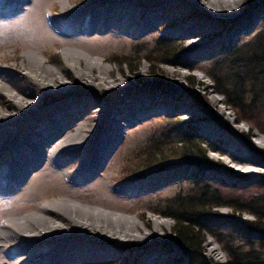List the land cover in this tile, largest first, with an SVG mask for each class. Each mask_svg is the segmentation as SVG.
I'll use <instances>...</instances> for the list:
<instances>
[{
	"label": "rangeland",
	"instance_id": "obj_1",
	"mask_svg": "<svg viewBox=\"0 0 264 264\" xmlns=\"http://www.w3.org/2000/svg\"><path fill=\"white\" fill-rule=\"evenodd\" d=\"M114 1L0 0V81L18 96L21 95L16 92V87L19 92L21 89L34 92L25 100L39 103L30 113L19 114L13 108L6 89L0 88V108L3 107L6 113H18V117L7 121L3 128L12 136L8 148L19 142L20 132L27 129L37 114L79 102L78 109L74 108L77 121L71 123L67 134L85 127L84 138L72 142V150L64 146L46 161L52 170L48 173L47 186L57 192L63 191L47 193L45 200L50 204L65 200L81 206V212L83 207L109 213L115 218H133L138 228L125 236L97 229L79 233L68 228L67 236H49L35 247L36 251L30 253V257L39 261L62 245L86 250V254L78 258L81 264L174 262L179 256L177 250L157 244L156 239L161 241L163 237L170 236L176 221L153 210L158 203L190 191L194 187L196 169L183 163L179 156L183 151L174 143L175 138L183 135V128L175 129L170 133L171 137L165 138L155 127H161L169 117H180L194 123L199 136L213 145L214 151L209 150L208 154L218 166L206 170L205 177L219 188L224 201L233 204L214 208L217 214L204 218L207 224L203 227L205 254L215 262H225L228 254L223 243L208 231L209 228L228 234L236 243L262 238L261 232L251 234L239 226L245 219H256L255 215L242 211L239 206L264 195V109L246 113L228 105L226 96L215 91V83L207 72L211 60L221 54L224 46L243 44L264 28V0H241V6L236 10L241 15L237 17L225 11L211 9L207 12L194 0L184 3V11L174 8L172 0H119L118 5ZM9 4L11 6L5 9ZM96 8L99 14L96 16L97 28L94 29L91 20ZM111 12L115 15L107 22ZM69 13H79L77 21L65 20L63 16ZM241 20L246 22L240 25ZM162 37L183 45V53L178 58L175 55L170 57L175 63L157 62L162 52L157 40ZM136 48L142 51L135 53ZM150 53L153 61L141 58ZM26 56L42 58L48 67H60L63 85L56 83L53 88L30 85L27 79L22 78L29 72L22 66ZM74 56H79L76 63L70 60ZM88 60L97 64L90 68ZM101 67L109 70L102 74ZM152 69L156 71L152 73ZM85 71L87 75L80 76V72ZM100 76L106 82L100 81ZM189 77L196 81L194 85L189 82ZM155 81H166L171 88L162 93L144 88ZM216 97L219 100H215ZM115 109L122 110L120 113L125 115L120 116L117 111L113 115ZM72 113L65 111L61 119L67 121ZM108 115L123 124L124 117L131 118L119 133V139H115L117 132H110L118 125L105 123L104 117ZM51 122L53 130L49 129V134L56 130L55 124L61 123L57 117H53ZM34 131L48 135L39 127ZM151 140L153 143L155 140L164 142L162 149L166 158L164 164L154 168L150 163L137 164L143 146ZM106 141L113 144L104 159L97 162ZM232 145L235 147L230 149ZM246 154L255 155L263 164L257 172H249L248 168L255 169L252 162L233 157ZM12 156H8V165L0 164L1 186L11 169ZM137 169L140 170L135 171ZM146 169L149 171H145L144 176H138ZM28 180L0 193V224L10 216L13 208L28 203L37 206L12 214L22 217L37 213L45 204V200L43 203L39 198L27 200L25 195H21ZM58 213L46 215L52 216L56 223L70 227L68 214L64 211ZM5 251L9 254L10 248L6 247ZM95 251L96 254H92Z\"/></svg>",
	"mask_w": 264,
	"mask_h": 264
},
{
	"label": "bare ground",
	"instance_id": "obj_2",
	"mask_svg": "<svg viewBox=\"0 0 264 264\" xmlns=\"http://www.w3.org/2000/svg\"><path fill=\"white\" fill-rule=\"evenodd\" d=\"M187 1L188 0H172V6L174 8H177L179 11L180 10L184 11L185 10L184 3ZM194 1L201 4L203 8L207 10V12L213 9L216 10L217 12L225 11L227 14H230L231 16L234 15L235 17L241 15L240 13H236V10H238L241 6L242 3L241 0H194ZM114 2L115 5H118V3H120L119 0H115ZM10 6L11 4L7 5L5 9L9 8ZM64 8H66V3L64 4ZM97 14H99V11L96 8L93 14V19L91 20V25L92 28L94 29L97 28V22H96ZM114 15L115 14L112 13L110 19L106 21L107 22L111 21ZM63 17L65 18V20L72 19L73 21H77V19L79 18V13L76 14L69 13L64 15ZM242 22L245 23L246 21L241 20L240 25H242L241 24ZM77 58H79V56H74V58H71L70 60L76 63L75 61H77ZM45 62L46 61L42 58H37L34 56H26V59H24L22 62V66L24 67V69L28 68L29 72L24 74L22 73L23 74L22 78L24 77L25 79H27L30 85H32L33 83L35 84V86H38L40 88H53L54 87L53 85L56 83H58L59 86H62L63 85V83H61L62 80L60 81L62 74L61 68L57 66L48 67L47 65H44ZM95 63L97 64V62L90 60H88L87 62L90 68L93 67ZM108 70L109 69L101 67L102 74H105ZM86 75H87L86 71L80 72V76L85 77ZM98 79L102 82H106L104 77L100 76L98 77ZM4 85L6 84L1 83L0 81V88L4 90L6 89V91L8 92V96L10 97L9 100L13 101L14 104L13 108L16 109L19 114L30 113L33 110V107H37L39 105L37 101L28 102L27 100H25L27 96L32 95L34 92L30 90L29 92L24 91L23 89H21V92H19L18 87H16L17 90L16 92L20 93L21 95L18 96L17 94L10 91L9 88L8 89L5 88ZM217 99L218 98L216 97L215 100ZM79 105H80L79 102H72L68 106H60L53 111L46 110L44 114H37L36 119L33 121L31 120L28 123L27 129L25 131L20 132V135L17 138L19 139V142H14L13 146L10 149L8 148V143L12 141V136L9 135L6 129L3 130V128L7 126L8 124L7 121H9L10 119H16L18 117V113L17 114L6 113L4 112L3 107L0 108V122L4 123V124L0 123L1 166L3 164L8 165L9 162L8 156L13 154L12 156L13 163L10 167L11 169L9 171V174L6 176V181H3L2 186L0 185V193L4 192L5 190H10L14 188V185L18 182L21 183L22 181L29 179L27 185L24 187L26 189L23 188L21 192L24 193H21V195L22 194L25 195L24 198L27 200L30 198L31 200L39 198V200H41L42 203L46 201L42 207H39L37 213H29L22 217H20V215L13 216L12 214L16 212H18L19 214L20 211L18 210L20 209L21 211L34 209L36 205L33 203L31 204L28 203L27 205H24L22 207H16L10 210V216L6 217L5 220L2 222V224H0V264H81L78 258H81V255L86 254V250L82 248H71V247L67 248L62 245H59L53 250V253H51V255L39 261L31 258L30 253H35L36 251L35 247L40 243H44L49 236H56L58 238L67 236L68 228H74L79 233L81 232L87 233L88 230L97 229L99 232L101 231L109 232L111 234H115L118 236H120V234L124 236L127 234H133L130 233L131 230L135 231L138 229L137 222L133 218H131L132 221L127 218L124 219L115 218L112 217L111 214L109 213H103L102 211L94 212L93 209L92 211H90V209L88 208L85 209L83 207H82L83 212H81L80 211L81 206H77L76 204L66 203L65 200L60 201V203H52V204H50L47 200H45L46 199L45 197H47L46 196L47 193L53 194L54 192V194H57L63 191L60 190L57 192L55 191L54 188L52 189L51 187L47 186L46 182L50 178L48 177V173H50V171L52 170L50 169V166L49 164H47L46 161L50 157L57 155L58 151L64 146L65 147L67 146L68 150H72L71 148L73 145L72 142L84 138L83 136H84L85 127H80L77 130V132L73 134L70 135L67 134L68 133L67 130L70 129L71 123H75L77 121L78 115H76L77 113L76 111H74V108L79 107ZM65 111L73 112L72 113L73 116L70 117L67 121L61 119V117L63 118ZM121 111L115 109V111H112V114L114 115L115 112L119 114ZM110 115L104 117L105 123H111L112 125H116V126L118 125L117 127L114 128L112 127L110 132L112 134L114 132H117V134L115 133L116 134L115 139L117 138L119 139L120 136L119 133L123 132L125 124H127V122L131 120V118L127 116L124 117L123 121L125 122V124H123L122 122H120L119 119H116L115 117H111ZM119 115L122 116L125 114L120 113ZM53 117H55V119L57 117L59 122L61 121V123L55 124L56 130H54L53 133L49 134L50 132H48V130L51 129L50 127L51 125H53L51 122ZM66 124L67 126H65ZM36 127L43 129L44 131H42V133L45 134L47 133L48 135L44 136V134H40L41 131L40 132L38 131L39 133L34 131V128ZM106 142L103 149H101L102 148L101 145L99 146L102 151V154L97 156L98 157L97 162L101 159L102 160L104 159V157L108 154V151L113 144L112 141H109L107 143ZM262 143H264V139L262 140ZM234 147L235 146L232 145L230 149ZM233 157H236L240 161L252 162L255 165L254 167L255 169L248 168L249 172H254V171L257 172V169L263 165L258 158H255V155L246 154L241 157L239 156H233ZM42 166L44 167L41 169V171L36 173V171L39 170V168H41ZM59 211L61 212L64 211L68 214L67 218H68V222L71 223L70 227L58 224L55 222V220L51 218L52 216L49 217L46 215L51 212L56 213V215H58ZM41 212L43 214H41ZM156 222L158 223L159 221L156 220ZM14 238L16 239V241H13ZM6 247L10 248L9 254L7 253V251H5ZM212 251H215V249H213ZM92 254H96V251L92 252Z\"/></svg>",
	"mask_w": 264,
	"mask_h": 264
},
{
	"label": "trees",
	"instance_id": "obj_3",
	"mask_svg": "<svg viewBox=\"0 0 264 264\" xmlns=\"http://www.w3.org/2000/svg\"><path fill=\"white\" fill-rule=\"evenodd\" d=\"M157 43L162 50L158 63L169 61L175 63L170 57L175 55L178 58L183 53V45L175 40L171 41L162 37L157 40ZM140 51L142 49L134 50L135 53ZM220 53L211 60L207 72L215 83V91L226 96L228 105L246 113L264 109V28L243 44L224 46ZM141 58L153 61L152 53L143 55ZM124 61L127 62V59ZM176 63H178L177 60ZM155 71V69L151 70L152 73ZM189 82L191 85L196 83L191 77ZM146 87L153 92L159 90L160 93L171 88L166 81H155L144 86ZM177 128H183V135L175 138L174 143L183 151L179 154L183 163L196 169L193 176L194 187L187 193L167 199L165 203H158L157 208L153 210L176 221L174 232L160 239L161 241L157 238L156 243L177 250L179 256L171 264H264V195L257 196L239 206L242 211L256 216L255 220H243L239 226L251 234L255 231L261 232L262 238L258 241L244 240L242 243H236L228 234L209 228L208 231L213 232L223 243L228 260L222 263L215 262L205 254L203 227L207 224L204 218L217 214L213 211L214 208L233 204L224 201L219 188L214 187L210 179L205 177L206 170L218 165L208 154L209 150L214 151L213 145L199 136L194 123L180 117H169L165 124L159 128L155 127V130L160 129L163 137L166 138L171 137L170 133ZM148 142L138 155L137 158L140 160L137 164L142 166L150 163L153 168L164 164L166 162L162 149L164 142L156 140L154 143L153 140ZM145 171L149 170L140 171L138 176H144Z\"/></svg>",
	"mask_w": 264,
	"mask_h": 264
}]
</instances>
